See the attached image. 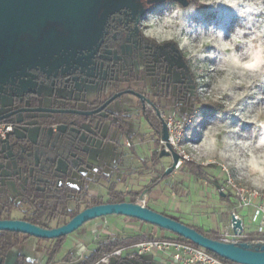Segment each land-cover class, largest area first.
Masks as SVG:
<instances>
[{
    "label": "rangeland",
    "instance_id": "374dc122",
    "mask_svg": "<svg viewBox=\"0 0 264 264\" xmlns=\"http://www.w3.org/2000/svg\"><path fill=\"white\" fill-rule=\"evenodd\" d=\"M166 8L167 5H164L148 12L145 18L150 13L162 14ZM122 9H131V4L127 0H103L97 15L90 18L80 30L79 33L82 38L79 41L71 35L61 36L49 30L32 39L29 49L22 53L4 75L0 74V77H2L0 78V115L14 107L15 97H21L24 93L30 91L37 93L44 105L50 103V100L55 96L70 98L73 96L80 109H85L88 102H94L91 101L92 98L90 97L93 89L98 90L99 87H102L104 93L106 92L109 96L112 92V85L104 83L103 80L106 74L101 72L100 67L92 61V50L97 47L107 17L111 13ZM190 19L204 26L216 25L222 28L226 34L230 33L238 22L235 13L223 6L215 9L201 7ZM86 52L91 53L85 54ZM168 60L171 65L182 64L177 58L168 57ZM188 63L197 81L199 70L189 61ZM143 67H145L143 63H137L136 73ZM152 69L153 67H147L149 71L145 72L142 85L124 84L123 87L127 86L136 91H142L150 101V108H152V105L158 106L162 120L168 114L174 113L178 120L184 124L187 114L192 111L191 100L196 90L192 88L185 90L183 87L173 84L169 95L166 96L168 93L166 84L164 86L155 84V78L152 79L153 77L150 76L153 73ZM77 71L81 73L80 76L71 77L69 78V81H71L67 82L70 88H62L63 76ZM171 72L174 79H179L174 71L171 70ZM156 95H162L161 101H158ZM109 109L112 111H125L128 131L123 133L116 128L109 130V126L106 125L98 134L96 144L90 150V161L96 167H103V174L106 175L107 179L95 174L94 171L89 172L88 178L92 181L90 188L92 196H101L104 200H107L110 197L108 193L113 184L114 188L123 192H127L129 189L142 191L136 200L137 204L140 203L147 208L152 205L154 211L159 213L161 207L169 208L175 211V214L169 216L180 220L181 223L185 218L208 220L211 217L218 216L222 211L224 213L220 215L219 219L226 222L225 227L229 224L231 210L234 205L231 198H239L240 191L234 186V183H230L228 175L216 163L212 162L211 157L202 154L196 148L201 137L199 129L204 128L211 119L215 118L216 112L214 109L205 106L201 111V115L204 117L203 122L197 127L188 125L185 128V133L178 138V140L180 139L177 143L178 149L184 151L190 160L185 161L179 169L169 174H167V170L172 166L173 152L170 151L169 154L165 153V155L158 152L161 146L159 131L152 130L146 122L138 106V97L127 94L112 104ZM249 127L246 125L245 129L247 130ZM28 128L27 135L35 140L38 136V128L35 125ZM188 132H191V134ZM127 141L130 146H127ZM157 142H159L158 146H156ZM186 163L199 165L202 170L192 171L186 166ZM63 165V163L60 164L61 167ZM12 169L11 165L8 168L0 169V189L5 199L15 200L18 203L21 196L9 176ZM80 183V175H77L75 184L80 185ZM184 183L185 185H183ZM214 183L226 187L225 194H221ZM158 186H160L162 193H168L174 197L168 202L164 198L154 201L155 198L150 197L149 192ZM196 195L201 199L199 203L195 204V201H198ZM175 196H178V198H175ZM262 198H264V194L259 195V199ZM196 206L199 208L197 209ZM22 208L24 211H30L33 206L30 202H23ZM22 213L15 212L12 218L18 220L16 218H21ZM240 214L246 224L253 218V213L248 212L247 209H243ZM57 224L58 222H54L52 226L57 228L55 227ZM140 225V222L132 218L103 216L97 218L94 224L83 225L76 232L69 235L68 238H74L86 231L95 236L103 226H106L103 235L112 233L134 236L138 233ZM88 226H90L89 230L83 232L82 230L87 229ZM166 233L171 234L169 231H166ZM30 239L37 238L31 237ZM26 245L27 243L15 247L8 256L7 264H13L20 255V249L26 248Z\"/></svg>",
    "mask_w": 264,
    "mask_h": 264
},
{
    "label": "trees",
    "instance_id": "16d2710c",
    "mask_svg": "<svg viewBox=\"0 0 264 264\" xmlns=\"http://www.w3.org/2000/svg\"><path fill=\"white\" fill-rule=\"evenodd\" d=\"M115 14L117 13H113L109 19ZM142 18L143 16L138 17V21ZM109 19L105 24L100 45L92 59L94 64L100 67V71L106 74L104 83L112 85V92L108 97H105L104 89L99 87L98 98L94 102L88 103L86 109H79L74 97L55 96L50 100L49 105H44L37 93L30 91L21 97H15L14 107L0 115V120L15 123V131L8 140H0V169L8 168L9 165L13 167L9 176L21 196L20 202L17 203L15 200L5 199L0 189V220L14 219L12 218L13 213L23 212L22 217L16 219L43 229H52L54 228L52 223L58 222L55 227L65 225L89 207L126 202L135 204L141 195L142 191L123 192L114 188L113 184L110 187L108 193L110 197L107 200L101 196L90 194L92 184L88 178L90 171L107 179L103 174V167H96L90 161V150L95 146L98 134L106 125L109 126V130L116 128L123 133L128 131L125 111H112L109 107L127 94L135 95L138 97V106L146 122L152 130L159 131L163 120L158 106L152 105L150 108V101L142 91H136L127 86L123 87L124 84L142 85L145 72L149 71L147 67H153V73L150 76L153 77L152 79L155 78V84L161 86L166 84L168 91L166 96L169 95L173 84L181 86L185 90L187 88L196 90L198 85L188 61L174 46L157 48L143 40L136 26L127 27L124 24L115 23L109 28ZM168 57L177 58L182 64L171 65ZM142 62L145 67L136 73L137 63L142 64ZM171 70L178 75L179 79H174ZM80 74L77 71L64 75L61 83L62 88H70L67 85V82L71 81L69 78L80 76ZM156 96L158 101H161L162 95ZM111 99L112 101L107 104ZM99 109L101 110L98 111ZM31 125L38 127V136L35 140L27 135V128ZM53 126L57 127L56 131L52 130ZM158 144L159 142L156 143V146ZM61 163L64 164L62 167ZM186 166L192 171L202 170L201 166L193 163H186ZM77 175H80V185L75 184ZM23 202H30L33 206L32 210L24 211ZM134 220L148 224L137 219ZM157 228L164 232L167 231ZM192 228L208 238L219 240L218 234L215 232ZM171 235L173 238H158L176 239L199 247L176 234L171 233ZM29 238L31 236L22 233L0 231V264H7L10 252L15 247L24 245ZM153 238H148L146 235L105 236L97 241L95 249L91 251L92 256L89 257L86 264H92V261L102 252ZM67 239L68 236L52 240L38 239L49 243L46 249L47 261L44 264H72L74 258L72 253H67L60 258ZM211 254L227 264H236L214 253ZM13 264L39 263L28 261L24 255L20 254Z\"/></svg>",
    "mask_w": 264,
    "mask_h": 264
},
{
    "label": "clouds",
    "instance_id": "9594fccd",
    "mask_svg": "<svg viewBox=\"0 0 264 264\" xmlns=\"http://www.w3.org/2000/svg\"><path fill=\"white\" fill-rule=\"evenodd\" d=\"M138 2L145 10L153 7V0ZM221 6L238 19L230 33L190 19L201 7ZM138 31L157 48L174 46L199 70L181 135L188 125L203 122L205 106L214 109L215 118L199 129L196 148L247 194L246 202L264 194V0H168L162 14L150 13L140 21ZM120 255L119 249L102 252L92 264H112ZM90 256L81 243L72 264H86Z\"/></svg>",
    "mask_w": 264,
    "mask_h": 264
},
{
    "label": "water",
    "instance_id": "95a60500",
    "mask_svg": "<svg viewBox=\"0 0 264 264\" xmlns=\"http://www.w3.org/2000/svg\"><path fill=\"white\" fill-rule=\"evenodd\" d=\"M102 1L0 0V74L4 75L22 53L29 49L32 39L39 37L43 29L50 24L59 25L64 30L70 29V35L79 41L82 38L80 30L90 18L97 15ZM181 2L186 3L185 0ZM52 31L56 33V30ZM23 37H27L28 41L23 40ZM19 43L23 46L20 51L17 50ZM111 101L112 99L107 104ZM162 128L163 139L168 141L169 134L165 122L162 123ZM172 158L175 164L178 163L177 153L173 152ZM171 172L172 168L168 169L167 174ZM113 215L131 217L162 228L236 264H264V246L251 248L245 243L230 244L208 238L184 223L137 203L92 206L80 212L67 224L52 229H43L22 220H0V231L52 240L69 236L97 218Z\"/></svg>",
    "mask_w": 264,
    "mask_h": 264
},
{
    "label": "built area",
    "instance_id": "2783aa9c",
    "mask_svg": "<svg viewBox=\"0 0 264 264\" xmlns=\"http://www.w3.org/2000/svg\"><path fill=\"white\" fill-rule=\"evenodd\" d=\"M163 117V116H162ZM169 134L168 141L163 139V128L159 130L160 148L159 153L175 152L179 155L178 163H172V171L179 169L185 161H189L190 158L178 149L177 143L181 137L180 129L183 126V122L178 120L174 113L168 114L163 118ZM57 127L53 126L52 130L56 131ZM15 131V123L12 121H0V140L6 141L9 136ZM127 146L130 143L127 141ZM169 168V169H170ZM168 171V170H167ZM214 185L219 189L221 194H225L226 187L217 183ZM239 198H231L233 201V209L231 210V216L229 224L223 229L219 236V241L230 244H248L251 248H257L264 246V198L259 199V196L252 199L250 202H246L248 197L246 193L240 192ZM139 205H141L139 203ZM145 207L144 205H141ZM254 208L253 221L257 222L256 232L250 233L247 230V224L244 218L241 216L243 209ZM121 255L113 260L112 264L116 263L119 259L124 258V252L129 250V254L125 256V259L131 264H138L139 259L151 255L153 253L166 254L173 258L177 263L181 264H227L220 260L216 256L212 255L204 248L196 247L194 245L178 241L176 239H159L153 238L145 241L138 242L128 247L119 248Z\"/></svg>",
    "mask_w": 264,
    "mask_h": 264
},
{
    "label": "crops",
    "instance_id": "0c3cea01",
    "mask_svg": "<svg viewBox=\"0 0 264 264\" xmlns=\"http://www.w3.org/2000/svg\"><path fill=\"white\" fill-rule=\"evenodd\" d=\"M90 94H91L90 97L92 98L91 101H95L98 98V90L97 89L91 90ZM105 97H108L106 92H105ZM46 105H48V103ZM78 106H79V104H78ZM27 129H29V128H27ZM95 144H96V142H95ZM183 185H185V183ZM130 190H132V189H129L127 191H130ZM149 196L152 197L153 199L155 198L154 201L157 199H160V198H164L165 200H167V202L170 201L172 199V197H174L168 193H162L160 186H158L154 190H151L149 192ZM196 196H197L196 199L198 201H195V204L199 203L200 199H201L200 197H198V195H196ZM175 198H178V196H175ZM148 207L151 208L152 210H154V207L152 205H150ZM198 208L199 207H197V209ZM160 209H161V210H159V211H161L160 213L165 214L167 216L175 214V211H172L169 208L161 207ZM247 211L252 212L253 217H254V208L253 207L250 209H247ZM179 213H180V211H179ZM181 213H183V212H181ZM223 213L224 212L221 211L218 216L211 217L208 220H206V219H203V220L194 219V220H192L189 218H185V219H183L182 223H184L188 226H191V227H196V228L202 229L206 232H215L218 234V237H219V233L225 228V225H226V222L224 220L219 219L220 215ZM169 217H172V216H169ZM174 219H176V218H174ZM95 220L91 221L89 224L90 225L94 224ZM178 221H180V220H178ZM140 224L141 225L138 227L139 228L138 233H136L134 236L146 235L148 238H153V237L173 238V236L171 234H168L164 231H161L155 226L144 224L141 222H140ZM89 227L90 226H88L87 229H84L82 231L84 232L85 230H89ZM105 227L106 226H103V228H102L103 230L101 229L100 231H98V233H96L97 236L96 235L93 236L86 231L85 233L79 234L78 236H75L74 238H71V237L68 238L66 240V244L64 246L63 252L60 255V258L64 257L65 254H67V253H72L73 257H75L78 245L81 243L88 246L90 251H92L95 249L97 241L99 239L105 237V236L133 237V236H123L120 234H112V233L111 234L108 233L109 235H103V233L105 232V229H104ZM256 227H257V222H254L253 218L250 219V222L247 224V230H249L250 233L254 234L256 232ZM92 230H93V228H92ZM26 243H27L26 248L20 249V254L24 255L28 261L37 262L39 264L46 263V261H47L46 249L48 248L49 243L39 241L38 239H30V238L28 239V241ZM128 246H131V245H128ZM128 246H126V247H128ZM129 252H130L129 250L125 251L124 252V258L119 259L114 264H131L125 259V256H127L129 254ZM138 264H181V263L175 262L172 257H170L166 254L153 253L151 255H148L146 257L139 259Z\"/></svg>",
    "mask_w": 264,
    "mask_h": 264
},
{
    "label": "flooded vegetation",
    "instance_id": "af4514ba",
    "mask_svg": "<svg viewBox=\"0 0 264 264\" xmlns=\"http://www.w3.org/2000/svg\"><path fill=\"white\" fill-rule=\"evenodd\" d=\"M130 4H131V9L129 10H120V11H117V12H114V13H117L115 15H113L110 19L109 17L113 14L111 13L105 23H104V26H103V29H102V32H101V35H100V38L98 40V44H97V47L94 48L92 50V53H93V57L92 59L94 58V53L97 51V48L99 47L100 45V40H101V37H102V34H103V30H104V27H105V24L107 22V20L109 19V22H108V26L110 28V26L114 25L115 23L121 25V24H124L125 26L127 27H132V26H136V28L138 29V26L140 24V21L142 19L145 18L146 14L148 12H152L154 11L155 9L161 7V6H164V5H167V2L168 0H153V7L151 9H148V10H145L144 8H142V6L139 4L138 0H127ZM186 1V0H185ZM103 2V1H102ZM143 16V18L141 20L138 21V17H141ZM138 22V23H137ZM49 30L50 32L52 30H56V33H58L59 35L61 36H66V35H70L71 34V30L67 28V30H64L62 27H60L59 25H55V24H50L48 27H46L45 29H43V31L41 32V34L45 33V31ZM40 34V35H41ZM23 40L25 41H28L27 40V37H23ZM19 46V47H18ZM17 46V50L20 51L23 46L21 45V43H19ZM22 46V47H21ZM91 53V52H89ZM88 52H86L85 54H89ZM143 63V62H142ZM94 83V82H93ZM90 85V84H89ZM73 97V96H72ZM50 103H48L49 105ZM46 105V104H45ZM77 107L79 108L78 104H77ZM80 109V108H79ZM86 109V108H85Z\"/></svg>",
    "mask_w": 264,
    "mask_h": 264
}]
</instances>
